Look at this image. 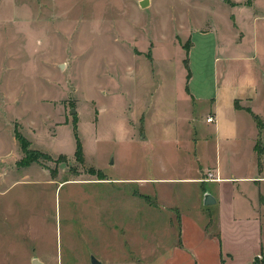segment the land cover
I'll return each mask as SVG.
<instances>
[{
    "label": "rangeland",
    "instance_id": "rangeland-1",
    "mask_svg": "<svg viewBox=\"0 0 264 264\" xmlns=\"http://www.w3.org/2000/svg\"><path fill=\"white\" fill-rule=\"evenodd\" d=\"M141 1L0 0V264L115 257L124 243L116 199L134 185L118 179L189 173L184 134L147 137V114L172 135L191 132L196 157L213 144L210 100L194 101L191 128L184 122L186 78L211 98L251 86L264 110V0ZM125 127L136 131L132 150L119 140ZM194 188L175 183L170 200L190 205ZM144 189L138 213L124 218L138 238L163 236L169 212ZM141 240L133 247L151 251Z\"/></svg>",
    "mask_w": 264,
    "mask_h": 264
},
{
    "label": "crops",
    "instance_id": "crops-1",
    "mask_svg": "<svg viewBox=\"0 0 264 264\" xmlns=\"http://www.w3.org/2000/svg\"><path fill=\"white\" fill-rule=\"evenodd\" d=\"M190 78H186L184 94L180 100V106L182 109L184 107V122L191 128L190 112L194 101L210 100V109L204 115V121L211 126V133L205 138L208 141L212 139L213 144H203L200 155L196 157L190 147L195 140L191 132L181 130L178 135H172L166 130L172 128L168 122L160 124L157 115H145L146 123L154 129L148 136H144L163 140L175 137L178 140L184 134L188 141L187 151L182 150L181 139L174 144V150L178 148L189 154L188 163L184 164L189 168V173L175 176L162 172L161 175L145 178L118 179L120 182L134 184L133 188L124 191L116 199L119 216L113 223L117 226V232L122 234L124 243L122 246L118 244L119 248L115 247L117 252L113 258L96 255L101 264H104L106 258L116 261L115 264H264V123L259 126L254 117H264L260 104L263 100L251 86L239 96L223 88H218L212 98L209 94L191 93ZM222 109H225L228 116L222 115ZM209 115L214 118L212 122L206 121ZM135 138L136 131L131 132L125 127L119 140L123 146L132 150ZM177 157L181 158L179 154H173L174 159L178 160ZM208 170L215 172L219 179L205 180ZM175 183L192 185L193 188L196 185L193 189L195 200L190 205L180 203V200H170ZM138 187L145 188L143 194L153 197L159 208L168 210L163 236L146 234L138 238L136 226L124 218L125 215L138 213ZM205 195H210L214 202L204 204ZM164 199L167 204L163 202ZM149 206L155 208V205ZM174 219L175 226L172 224ZM138 240L142 244L150 241L147 244L151 251L139 253L132 245H136Z\"/></svg>",
    "mask_w": 264,
    "mask_h": 264
},
{
    "label": "trees",
    "instance_id": "trees-1",
    "mask_svg": "<svg viewBox=\"0 0 264 264\" xmlns=\"http://www.w3.org/2000/svg\"><path fill=\"white\" fill-rule=\"evenodd\" d=\"M187 52V51H186ZM187 65V64H186ZM190 75H189V72L187 73V77H189ZM255 117V119L256 120H258L257 119V117L256 116H254ZM18 137H19V140L22 142V146L23 147H25L26 145H27V143L25 142V140H24V138L22 137V136H19L18 135ZM81 142L79 141V138H78V142H77V148H76V152H75V155H76V158H77V160H79V161H82L83 160V151H82V144H80ZM38 151V150H37ZM36 151V152H37ZM39 153V152H38ZM41 153V152H40ZM41 155L42 156H45V154L44 153H41ZM37 157L36 158H33L32 160L33 161H37ZM29 162V161H28ZM32 162V161H31ZM27 164H29V163H27ZM263 264V263H262Z\"/></svg>",
    "mask_w": 264,
    "mask_h": 264
},
{
    "label": "water",
    "instance_id": "water-1",
    "mask_svg": "<svg viewBox=\"0 0 264 264\" xmlns=\"http://www.w3.org/2000/svg\"><path fill=\"white\" fill-rule=\"evenodd\" d=\"M141 5H145V0L141 1ZM212 202H214V199H212L210 195H205L204 204H210ZM33 264H41V263L37 259H34ZM92 264H101V263H99V261L95 257H93Z\"/></svg>",
    "mask_w": 264,
    "mask_h": 264
},
{
    "label": "built area",
    "instance_id": "built-area-1",
    "mask_svg": "<svg viewBox=\"0 0 264 264\" xmlns=\"http://www.w3.org/2000/svg\"><path fill=\"white\" fill-rule=\"evenodd\" d=\"M213 120H214V118L212 117V115H209V116H207V118H206V121H207V122H212ZM204 179H205V180H218L219 177H218V175H217L215 172H213L212 170H208V171L205 173Z\"/></svg>",
    "mask_w": 264,
    "mask_h": 264
}]
</instances>
